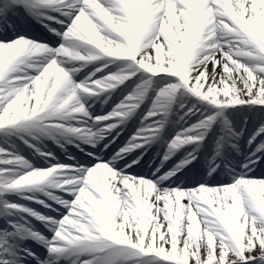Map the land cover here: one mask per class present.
Instances as JSON below:
<instances>
[{
  "label": "snow or ice",
  "instance_id": "snow-or-ice-1",
  "mask_svg": "<svg viewBox=\"0 0 264 264\" xmlns=\"http://www.w3.org/2000/svg\"><path fill=\"white\" fill-rule=\"evenodd\" d=\"M0 264H264V0H0Z\"/></svg>",
  "mask_w": 264,
  "mask_h": 264
}]
</instances>
